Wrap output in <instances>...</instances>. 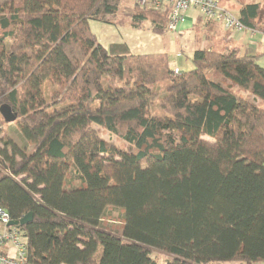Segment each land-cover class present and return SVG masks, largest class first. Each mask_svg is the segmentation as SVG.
Wrapping results in <instances>:
<instances>
[{
    "label": "trees",
    "instance_id": "16d2710c",
    "mask_svg": "<svg viewBox=\"0 0 264 264\" xmlns=\"http://www.w3.org/2000/svg\"><path fill=\"white\" fill-rule=\"evenodd\" d=\"M120 5L0 0V104L24 137L0 136V206L13 221L32 213L16 225L27 263L156 264L152 250L165 264L264 261L259 56L197 48L175 73L165 52L108 51L88 21L111 23ZM140 8L134 25L151 15L165 31L166 12ZM259 12V0L242 2L237 17L264 33Z\"/></svg>",
    "mask_w": 264,
    "mask_h": 264
},
{
    "label": "rangeland",
    "instance_id": "374dc122",
    "mask_svg": "<svg viewBox=\"0 0 264 264\" xmlns=\"http://www.w3.org/2000/svg\"><path fill=\"white\" fill-rule=\"evenodd\" d=\"M244 1L246 0H220L223 6L227 4L226 7L228 9L230 8V11L234 15H236V9L240 6V3ZM230 3H232V5L236 4V7H229L228 4ZM147 5L148 7L151 6V4ZM140 7V4H138L135 0H121V5L117 14L114 17H110L111 23H104L97 20H89L88 22L90 30L94 34L98 42L102 44L108 51H115L112 50L113 47L120 46L122 43H124L127 45L129 51L134 54L165 52L169 61L181 70H188L194 67L192 63V51L197 48L209 47L221 51L226 49L227 47L230 48L232 45H234L233 41L230 40L229 37H232L235 34H239L242 36H251V33L250 31H248V29L238 31L231 30V35H227V32L223 28L221 22H212L217 24L215 30L214 27H209V32L204 29L203 24L209 25L208 23L210 22H204L201 18V22H198L196 20L195 24L192 27L186 26V28L177 31H168L165 28V31L163 32H154L152 30L151 15H149V17L146 20L142 21L138 26L134 25L132 20V14L142 12L143 9H141ZM187 14H190L192 15L191 17H194L198 14V12L191 11L190 13L186 12V15ZM186 22L187 19L184 23ZM256 24L258 28L264 30V0H260V12L257 17ZM214 33L219 36V40L215 41L212 38V35ZM252 36L256 38L255 43L258 42L257 37L259 35ZM251 41L253 42L254 40L251 39ZM243 42L249 43V41L246 39H244ZM260 44L262 45V47H264V44L262 42ZM262 56H264V53L261 54L260 57ZM260 57L258 58V61L263 62V60H260ZM224 84L232 87V89L238 92L239 94L245 95L244 91L237 89V86L231 83L229 80L224 81ZM50 85V82H45L43 84L45 95H47V89L48 87H50ZM255 102L260 106H264V101L260 98L256 97ZM159 113H161V111H159ZM92 127L96 129L100 137L107 140L108 142L114 143L119 148L128 147L127 143H125L117 134H114L106 129L100 128L96 124H94ZM0 136L9 137L20 146H23L24 144L22 140L24 139V137L21 135L18 129L16 120L7 122L3 119L1 114ZM109 215V218L117 219L119 212L118 210H114L111 211ZM105 223L109 224L108 222ZM113 225V227L118 226V224ZM100 252L101 248L99 247L97 257ZM151 257L155 259L156 264H165L166 261L171 258V256L159 252L157 250H152ZM210 264H237V262L214 261ZM258 264H264V261H260L258 262Z\"/></svg>",
    "mask_w": 264,
    "mask_h": 264
},
{
    "label": "built area",
    "instance_id": "2783aa9c",
    "mask_svg": "<svg viewBox=\"0 0 264 264\" xmlns=\"http://www.w3.org/2000/svg\"><path fill=\"white\" fill-rule=\"evenodd\" d=\"M140 6L151 4V7L166 12L165 28L168 31L180 30L186 20V12L197 11L198 17L204 22H221L225 30L248 29L234 15L230 9L223 6L220 0H135ZM256 32V31H255ZM173 71L179 70L176 66ZM10 221L8 213L0 206V264H28L26 261L25 245L16 226L8 225ZM10 242L16 250L15 255H7L1 251V247Z\"/></svg>",
    "mask_w": 264,
    "mask_h": 264
},
{
    "label": "crops",
    "instance_id": "0c3cea01",
    "mask_svg": "<svg viewBox=\"0 0 264 264\" xmlns=\"http://www.w3.org/2000/svg\"><path fill=\"white\" fill-rule=\"evenodd\" d=\"M249 1H251V0H246V1H244V2H249ZM260 1V0H259ZM227 4H225V6H226ZM236 4H234V5H232V3H230V4H228V6L229 7H231V8H235L236 6H235ZM239 8V7H238ZM238 8L236 9V14H237V11H238ZM230 9V8H229ZM192 11V10H191ZM191 11H189L188 13H190ZM192 15H190V14H187L186 15V19H187V22L186 23H184L183 22V24L181 25V27H180V30L181 29H183V28H186V26L188 27V26H193L194 24H195V21L197 20L198 21V14L196 15V16H194V17H191ZM201 24H203V23H201ZM209 25H206V24H203V27H204V29L205 30H207V31H209L208 29H209V27H211V28H213L214 27V30H215V27H216V24L217 23H212V22H210V23H208ZM249 31V30H248ZM210 32V31H209ZM226 32H227V35H231L230 33H231V31L229 30V31H227L226 30ZM250 33H251V36H247V35H245V36H242V35H234V36H232V37H229L230 38V40H232L233 41V43H234V45H232L231 47H235L237 50H238V52H239V54H243L244 52H248V53H252V54H256V55H258L259 57L261 56V54H263L264 53V47H262V45L260 44L261 42L264 44V34L263 33H261V32H258V31H254V32H251L250 31ZM252 35H259L258 37H257V41L258 42H256L255 43V40H256V38L254 37V36H252ZM261 35H263V36H261ZM252 37H254V38H252ZM212 38L215 40V41H217V40H219V36L218 35H216L215 33L212 35ZM244 39H246V40H248L249 41V43H244L243 41H244ZM251 39H253L254 41L252 42L251 41ZM263 52V53H262ZM258 57V58H259ZM260 60H263V62H259L261 65H264V56H262V57H260ZM169 64H170V66L171 67H174L175 65L172 63V62H170L169 61ZM179 69V68H178ZM181 70V69H180ZM21 240L22 241H24V238H22L21 237ZM16 250L17 249H15V247L10 243V242H7L6 244H4L2 247H1V251L2 252H4L5 254H7V255H11V256H14L15 255V252H16Z\"/></svg>",
    "mask_w": 264,
    "mask_h": 264
},
{
    "label": "water",
    "instance_id": "95a60500",
    "mask_svg": "<svg viewBox=\"0 0 264 264\" xmlns=\"http://www.w3.org/2000/svg\"><path fill=\"white\" fill-rule=\"evenodd\" d=\"M0 114L2 115L3 119L7 122L13 121L17 117V115L14 112H12L10 106L6 103L0 104ZM31 220H32V213L29 212V213L25 214L22 218H20V220H18V221L10 220L8 222V225H13V226L24 225Z\"/></svg>",
    "mask_w": 264,
    "mask_h": 264
}]
</instances>
